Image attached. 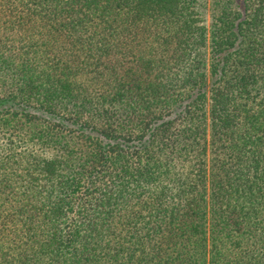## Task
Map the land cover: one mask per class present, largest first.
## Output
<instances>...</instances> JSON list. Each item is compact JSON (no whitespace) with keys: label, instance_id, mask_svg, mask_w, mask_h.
I'll use <instances>...</instances> for the list:
<instances>
[{"label":"trees","instance_id":"1","mask_svg":"<svg viewBox=\"0 0 264 264\" xmlns=\"http://www.w3.org/2000/svg\"><path fill=\"white\" fill-rule=\"evenodd\" d=\"M196 2L0 0V264H264V0Z\"/></svg>","mask_w":264,"mask_h":264},{"label":"rangeland","instance_id":"2","mask_svg":"<svg viewBox=\"0 0 264 264\" xmlns=\"http://www.w3.org/2000/svg\"><path fill=\"white\" fill-rule=\"evenodd\" d=\"M206 4V5H205ZM211 0H197V2L195 3V8L199 11V20H198V25L200 27H204L205 30L207 31V36H208V40L210 39V35H211V26H212V14H211ZM208 75L210 74V66L207 70ZM178 127V124H175ZM5 143V140L3 139L1 142V145ZM210 159V158H208ZM209 161V160H208ZM23 181L19 180V179H15L14 183H12V185H6L4 187H2L8 194L9 191L11 190V188H16V190L18 192L21 193H25L22 197V203H26L27 199H29L30 197H34L33 195L36 193V195L38 197L41 198L42 203H46V197L43 194H39L37 193L38 191H42L44 192V188L42 187L43 184V180L41 178V176H37L34 175L33 178L30 177L28 178L27 176L23 177ZM29 181H31L29 183ZM33 186V187H31ZM5 193L3 194V198L0 201V221H13V216H14V210L13 207L9 201V195ZM13 198H15L13 195H11ZM27 198V199H26ZM34 203V202H33ZM42 203H36V205L38 207H42ZM18 212H15V214L17 215ZM10 214L11 216L8 218L6 217V215ZM210 219V213H207V219ZM15 221H23L22 217L19 218H15ZM209 221V220H208ZM5 229V228H4ZM8 230V228H7ZM6 230V231H7Z\"/></svg>","mask_w":264,"mask_h":264}]
</instances>
